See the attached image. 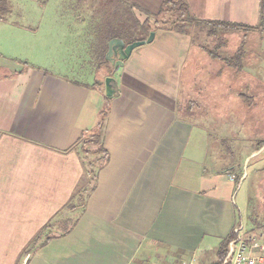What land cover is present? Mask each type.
Masks as SVG:
<instances>
[{"label":"crops","instance_id":"obj_1","mask_svg":"<svg viewBox=\"0 0 264 264\" xmlns=\"http://www.w3.org/2000/svg\"><path fill=\"white\" fill-rule=\"evenodd\" d=\"M56 1L49 6L45 0L36 25L18 19L22 14L14 17L19 9L11 0L0 19V264L202 258L241 221L231 173L225 178L201 168L207 133L180 114L183 69L188 75L197 69L188 62L193 40L156 29L121 66L104 71L98 3ZM104 1V18L121 22L128 12L145 20L163 0ZM186 2L201 19L264 25V0ZM38 33L43 44L67 45V58L77 60L69 65L75 75L28 59L27 42ZM89 59L92 66L81 61ZM100 73L116 79L117 96L105 98ZM197 80L188 82L187 95L199 88ZM191 102L189 97L185 109ZM102 103L108 105L101 141L108 157L86 188L89 163L77 140L95 129Z\"/></svg>","mask_w":264,"mask_h":264},{"label":"rangeland","instance_id":"obj_2","mask_svg":"<svg viewBox=\"0 0 264 264\" xmlns=\"http://www.w3.org/2000/svg\"><path fill=\"white\" fill-rule=\"evenodd\" d=\"M11 2L14 3V8L19 9L13 12L14 17L18 18L22 14L23 16L18 19L29 25L39 24V19L45 15L43 10L45 0ZM93 2L98 3L97 8L101 9L96 14L97 19L98 16L101 17L96 28L98 36L104 35L111 28V24L120 27L118 33L128 38L143 36L141 23L144 20L141 21V13L128 12L126 20L123 17L122 21L118 22V19L112 17L104 18V14L109 12L104 0ZM45 3L52 6L57 4V1L46 0ZM49 21L53 22L52 19ZM52 26L54 31L56 26L54 24ZM259 27L257 31L247 33L244 30L219 29L211 36H206L204 32L196 34L188 62L196 65L197 69L192 68L190 75L186 67L183 69L179 94L182 107L180 114L188 116L193 124L203 127L207 133V153L201 168L206 173L221 171L225 178L231 173L233 176L231 188L239 221L248 229L264 226V25ZM41 36L40 33L33 35L27 42L24 53L28 59L44 65L49 70L72 77L74 73L70 72L69 65L77 60L67 58L64 48L67 45L55 42L43 44ZM241 44L244 53L240 61L242 64L240 70L237 65L227 64V60L235 54ZM44 55H49V59L43 60ZM104 57L106 59V53ZM81 61L83 64L88 61L90 66L95 63L90 59ZM101 65L104 71L119 67H115L114 63L107 59L101 61ZM15 67H23V64H17ZM102 75L100 73L97 79L104 80ZM79 77L75 76L78 79ZM196 77L201 79L195 84L199 88L193 89L191 94L187 95L188 82L194 86L193 78ZM189 97L192 104L186 106L189 107L187 110L183 105ZM105 104L102 103L100 109L105 107ZM83 148L90 152L96 146L86 145ZM80 151L84 160L87 163L92 161L96 167L98 164L96 155ZM93 178L87 170L86 188L92 184ZM214 255L215 250L206 253L199 258V264H209L215 259ZM158 263L160 261L156 264Z\"/></svg>","mask_w":264,"mask_h":264},{"label":"trees","instance_id":"obj_3","mask_svg":"<svg viewBox=\"0 0 264 264\" xmlns=\"http://www.w3.org/2000/svg\"><path fill=\"white\" fill-rule=\"evenodd\" d=\"M9 0H0V19L3 18L9 11ZM148 17L141 23L143 29V36L141 38H128L126 36L118 33L120 27L109 28L107 32L104 33L105 41L103 43L102 49V61H106L104 55L107 50V40L113 37H121L125 43H130L133 40L137 39H145L150 31H154L156 29H165L172 30L182 34H186L191 37V40L194 41V37L196 34H200L204 32L206 36H211L216 33L217 30H227V31H236V30H244L251 31L255 29H259V26H250L239 23H232L227 21H218V20H205L197 17L189 8L186 0H163L159 10L155 13H149ZM242 44L239 49L235 52V54L227 60V64L237 65L240 69L242 64L240 63L241 57L243 56ZM109 71H112L111 69ZM105 98L109 99L110 97L105 96ZM108 110V105L106 104L99 111V119L97 121V125L94 130L88 133H84L78 140L77 143L79 145V149L84 153H93L96 155V161L98 164L94 167L92 161L89 163L88 171L92 174L93 177H96L98 169L106 162L107 160V152L102 147V129L104 124V118L106 116ZM82 145V146H81ZM86 145H95L96 148L92 151L88 152L87 149H84L83 146ZM91 153V154H92ZM87 175V173H86ZM237 177V176H236ZM81 196V195H79ZM233 237V232L231 231L225 238L220 240L219 244L215 249V259L209 264H219L223 257L226 254L227 244L229 240ZM34 243V240H33ZM27 249L23 251L27 252Z\"/></svg>","mask_w":264,"mask_h":264},{"label":"built area","instance_id":"obj_4","mask_svg":"<svg viewBox=\"0 0 264 264\" xmlns=\"http://www.w3.org/2000/svg\"><path fill=\"white\" fill-rule=\"evenodd\" d=\"M232 232L233 237L219 264H264V226L248 229L240 222L233 227ZM178 264H199L198 255L193 253Z\"/></svg>","mask_w":264,"mask_h":264},{"label":"water","instance_id":"obj_5","mask_svg":"<svg viewBox=\"0 0 264 264\" xmlns=\"http://www.w3.org/2000/svg\"><path fill=\"white\" fill-rule=\"evenodd\" d=\"M154 37V31H150L145 39L125 43L121 38L113 37L107 43L106 59L114 63L115 67L121 66L131 51L144 43L150 42ZM104 94L108 97L118 95L117 81L112 75H107L103 80Z\"/></svg>","mask_w":264,"mask_h":264}]
</instances>
